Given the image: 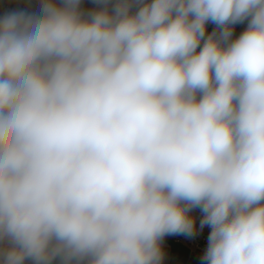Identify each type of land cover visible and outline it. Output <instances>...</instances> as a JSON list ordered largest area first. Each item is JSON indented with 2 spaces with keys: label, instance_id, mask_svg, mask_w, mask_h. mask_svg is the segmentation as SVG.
I'll return each mask as SVG.
<instances>
[{
  "label": "clouds",
  "instance_id": "9594fccd",
  "mask_svg": "<svg viewBox=\"0 0 264 264\" xmlns=\"http://www.w3.org/2000/svg\"><path fill=\"white\" fill-rule=\"evenodd\" d=\"M22 2L0 13V264H162L194 210L201 264H264V0Z\"/></svg>",
  "mask_w": 264,
  "mask_h": 264
},
{
  "label": "crops",
  "instance_id": "0c3cea01",
  "mask_svg": "<svg viewBox=\"0 0 264 264\" xmlns=\"http://www.w3.org/2000/svg\"><path fill=\"white\" fill-rule=\"evenodd\" d=\"M10 1V0H3ZM85 6L89 7L88 0H85ZM214 26L209 25V32ZM243 30L242 25H238L235 29V34L238 35ZM191 215L195 218L196 229H200L199 221L201 219V213L199 210H194ZM204 229L210 231V229L205 226ZM162 246L165 252L162 264H196L193 260L195 257H201L200 254L190 251V249L184 243H177L173 240L172 236H166L162 242Z\"/></svg>",
  "mask_w": 264,
  "mask_h": 264
},
{
  "label": "built area",
  "instance_id": "2783aa9c",
  "mask_svg": "<svg viewBox=\"0 0 264 264\" xmlns=\"http://www.w3.org/2000/svg\"><path fill=\"white\" fill-rule=\"evenodd\" d=\"M17 0L3 1L0 0V13L3 11L16 7ZM20 6H24L21 0ZM210 231L206 229H196V232L192 236H186L182 234L171 235L173 240L177 243H184L190 251L202 255L204 249L207 246V237Z\"/></svg>",
  "mask_w": 264,
  "mask_h": 264
},
{
  "label": "trees",
  "instance_id": "16d2710c",
  "mask_svg": "<svg viewBox=\"0 0 264 264\" xmlns=\"http://www.w3.org/2000/svg\"><path fill=\"white\" fill-rule=\"evenodd\" d=\"M196 264H201V260L197 257L194 258L193 260Z\"/></svg>",
  "mask_w": 264,
  "mask_h": 264
}]
</instances>
